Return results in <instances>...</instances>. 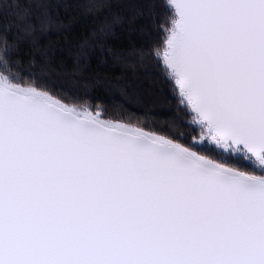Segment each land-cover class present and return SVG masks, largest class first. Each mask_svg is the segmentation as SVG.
I'll return each instance as SVG.
<instances>
[{
	"label": "snow or ice",
	"instance_id": "obj_1",
	"mask_svg": "<svg viewBox=\"0 0 264 264\" xmlns=\"http://www.w3.org/2000/svg\"><path fill=\"white\" fill-rule=\"evenodd\" d=\"M162 7L177 109L158 130L24 80L49 5L0 0V264H264V0ZM100 31L78 65L109 54Z\"/></svg>",
	"mask_w": 264,
	"mask_h": 264
},
{
	"label": "trees",
	"instance_id": "obj_2",
	"mask_svg": "<svg viewBox=\"0 0 264 264\" xmlns=\"http://www.w3.org/2000/svg\"><path fill=\"white\" fill-rule=\"evenodd\" d=\"M47 2L53 22L51 29L36 49L28 45L21 47L25 63L19 66L20 75L30 78L35 73L42 77V71L47 68L53 79H64L52 85L55 95L72 103L71 96L87 93L97 103L104 102L105 118L114 120L128 119L125 113L148 112L127 106L135 100L136 90L131 86L139 91L144 89L146 94L151 90L161 102L158 108L149 110L155 115L148 117V123L158 130L164 129L169 111L176 112L177 95L173 91L174 85L162 71L161 62L153 54V50L162 45V25L167 26L166 17L170 15L162 7V0ZM106 27L110 32L103 43L106 45L104 51L109 54L102 56L99 47H90L86 49V59L78 65L81 45L96 43L102 35L100 30ZM46 50L48 56L44 54ZM33 52H37V60L31 67L27 54Z\"/></svg>",
	"mask_w": 264,
	"mask_h": 264
},
{
	"label": "rangeland",
	"instance_id": "obj_3",
	"mask_svg": "<svg viewBox=\"0 0 264 264\" xmlns=\"http://www.w3.org/2000/svg\"><path fill=\"white\" fill-rule=\"evenodd\" d=\"M164 35H165V33H164ZM45 53H47V50L44 52V54ZM29 54H27L28 58L30 56H34L35 60H37V52H33L32 54H30V56H29ZM45 55L48 56V53L45 54ZM160 62L162 64V61H160ZM30 66L33 67V65H30ZM162 66H163V64H162ZM47 70H48L47 68L44 69L42 71V73H41V76L48 82V86H49L50 89L52 88L53 84H59L61 81L63 82L64 79H61V80L60 79H53L50 76L51 72L50 71L48 72ZM22 78H23V75H22ZM23 79L24 80H26V79L28 80L29 76L26 75V77H24ZM131 87L136 90V92H135V100H134L133 103H127V106H130V107L133 106L132 108H134L135 110L149 111L150 109L157 107L159 102H161L160 97L158 95L153 94L151 92V90L149 91V94H146L144 89L139 91L138 89L135 88V86H131Z\"/></svg>",
	"mask_w": 264,
	"mask_h": 264
}]
</instances>
